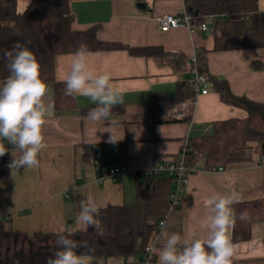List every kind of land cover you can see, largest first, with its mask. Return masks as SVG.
Listing matches in <instances>:
<instances>
[{
  "label": "crops",
  "instance_id": "obj_1",
  "mask_svg": "<svg viewBox=\"0 0 264 264\" xmlns=\"http://www.w3.org/2000/svg\"><path fill=\"white\" fill-rule=\"evenodd\" d=\"M31 2L17 0V13L23 14ZM140 4L146 8L139 7ZM185 5V0L70 2L75 16L74 30L99 27L98 37L103 42L134 48L162 47L188 59L205 51L211 76L227 81L234 95L264 103V49L216 51L212 25L209 32L187 28L160 30L157 19L180 13ZM91 53L89 67L96 73L111 74L123 101L114 107L123 111H112L109 121L115 120L116 126L106 128L109 121L94 123L84 119L86 115L81 109L95 107L89 97L76 95V110H57L54 85L47 84L54 97V108L43 126L47 146L39 153V167L12 170L10 153L0 157V220L13 231L26 234L86 231L76 219L78 203L84 197L97 201L101 209L132 205L136 201V181L131 173L146 171L159 160L175 157L181 152L185 139L204 135L214 122L247 117L245 110L225 104L209 85L206 95L198 94L195 101L177 107L168 115V123L159 124L152 131L145 122L146 105L156 93L174 97L179 84L191 80L193 74L186 72L185 66H180L178 71L158 58L133 56L128 50ZM72 54L55 58V79L59 83H64ZM105 130L113 131L120 139L115 143L127 147L129 174L114 182L100 180L95 161L85 155L86 146L110 143L111 133ZM5 146L12 147L7 141ZM258 151L264 161V144L258 145ZM6 156L8 169L4 172ZM258 162L257 159L234 163L223 172L206 171L200 163L182 192L183 206L167 217L169 231L189 239L193 234L206 236L204 200L213 194L236 192L242 197L238 203L264 199V167ZM229 231L232 237L233 225ZM236 246L233 264H264V221L253 225L251 240ZM131 262L139 264L140 256ZM98 264L124 263L110 259Z\"/></svg>",
  "mask_w": 264,
  "mask_h": 264
},
{
  "label": "trees",
  "instance_id": "obj_2",
  "mask_svg": "<svg viewBox=\"0 0 264 264\" xmlns=\"http://www.w3.org/2000/svg\"><path fill=\"white\" fill-rule=\"evenodd\" d=\"M72 0H32L23 14L17 13V0H0V84L9 75L7 61L2 59L5 50H11L16 41L28 44L41 65V78L54 85L55 107L60 111L77 109L76 96L64 94V83L55 79V58L60 54H72L81 44L90 52L123 49L133 56L155 57L186 72L205 75L208 84L230 106L247 112L244 119H229L212 123L204 135L188 138L186 163L196 167L203 163L204 170L241 162L263 160L258 145L264 144V103H257L233 94L227 81L217 79L208 72L206 52L197 53V65L182 55H173L162 47L134 48L119 43H106L99 39V27L86 31L73 29L75 16L70 7ZM192 24L214 26L215 50L264 49V11L261 0H186ZM19 32V35L17 33ZM198 86L193 77L179 84L174 97L156 93L145 107V122L154 131L159 124L168 123V115L177 107L195 101ZM90 108L81 109L87 114ZM122 112V108L113 111ZM174 122V121H173ZM85 155L92 158L99 178L114 167L126 168L127 147L122 143H101L85 147ZM179 155V154H178ZM178 155L173 158L179 159ZM5 157L4 172L8 169ZM159 160L157 163L162 162ZM136 201L132 205L108 206L100 210L99 226L86 231L63 233L26 234L8 228L0 220V264H46V259L59 249L60 234L87 248L77 249L78 254L90 255L91 264L99 261L120 259L124 264L141 256L146 247L157 241L160 221L166 219L173 202L175 179L172 176L137 172ZM183 206L182 192L179 204ZM237 219L233 224L232 240L235 244L251 240L255 223L264 221V199L233 205ZM247 210L248 218L240 220L238 214ZM91 249V251H89Z\"/></svg>",
  "mask_w": 264,
  "mask_h": 264
},
{
  "label": "clouds",
  "instance_id": "obj_3",
  "mask_svg": "<svg viewBox=\"0 0 264 264\" xmlns=\"http://www.w3.org/2000/svg\"><path fill=\"white\" fill-rule=\"evenodd\" d=\"M30 43L16 41L11 50H5L2 56L7 61L9 75L0 84V157L10 153L9 168L12 170L39 167V153L47 146L43 126L46 116L51 115L54 108V97L41 78V65L28 47ZM91 55L85 44L72 54L63 81L64 94L89 97L95 107L88 110L84 119L99 123L109 121L114 106L123 101L119 89L112 83L111 74L96 73L89 67ZM116 123L111 120L106 128L115 127ZM105 131L111 133L110 143L120 140L113 131ZM5 141L12 147H6ZM241 199L240 194L232 192L216 193L204 200L207 210L203 224L207 235L204 237L193 234L189 239L180 233L170 232V225L162 221L157 245L149 250L146 264H151L153 256L157 258L156 264H233L237 246L229 229L237 219L233 205ZM101 207L97 201L84 197L78 203L77 223L85 228H97ZM238 218L246 220L247 210L239 213ZM57 244L59 249L46 259V264H91L90 255L77 252L80 247L87 248L86 243L60 234Z\"/></svg>",
  "mask_w": 264,
  "mask_h": 264
},
{
  "label": "built area",
  "instance_id": "obj_4",
  "mask_svg": "<svg viewBox=\"0 0 264 264\" xmlns=\"http://www.w3.org/2000/svg\"><path fill=\"white\" fill-rule=\"evenodd\" d=\"M157 21L159 23L160 30L163 32H168L171 29H178V28H187L191 31H196L197 29H199L202 32L210 31L209 25L206 23L201 26H195L192 24V15L187 11L186 5L182 12L178 14H166L160 16L157 19ZM192 62L195 64V66L197 65L196 55L192 58ZM193 80L198 86L197 89L198 94L206 95L208 93L209 84L207 82V78L205 77V75L199 74L195 70L193 74ZM206 130H207L206 132H208L210 129H206ZM188 150L189 149H188V138H187L185 139L182 150L178 155L179 157L178 160H176V158L165 159L162 162L155 164L153 167L145 171L146 175L160 174V175H168L174 177L175 191L171 195V200L173 202V205L171 207L170 214L176 210L179 204L181 192H183V190L188 186L189 176L194 172L198 171L196 167L189 166L186 163V153L188 152ZM262 166L264 167V161L262 163ZM224 170L225 168L220 167V168H215L211 171L223 172ZM127 174H129V172L126 168L114 167L110 169L109 172L105 173L103 177L100 178V180L114 182L117 181L122 175H127ZM131 174L134 177L136 173H131ZM167 219L168 218L162 221H167ZM162 221H160L158 225L159 232H160V224ZM156 245L157 242L146 247L144 253L140 256L139 264H146L150 255L149 250ZM155 261H156V257L153 256L151 260V264H154Z\"/></svg>",
  "mask_w": 264,
  "mask_h": 264
},
{
  "label": "rangeland",
  "instance_id": "obj_5",
  "mask_svg": "<svg viewBox=\"0 0 264 264\" xmlns=\"http://www.w3.org/2000/svg\"><path fill=\"white\" fill-rule=\"evenodd\" d=\"M261 8H264V0H261ZM133 264V263H131Z\"/></svg>",
  "mask_w": 264,
  "mask_h": 264
},
{
  "label": "water",
  "instance_id": "obj_6",
  "mask_svg": "<svg viewBox=\"0 0 264 264\" xmlns=\"http://www.w3.org/2000/svg\"><path fill=\"white\" fill-rule=\"evenodd\" d=\"M139 7H141V8H146L144 5H142V4H140V5H138Z\"/></svg>",
  "mask_w": 264,
  "mask_h": 264
}]
</instances>
